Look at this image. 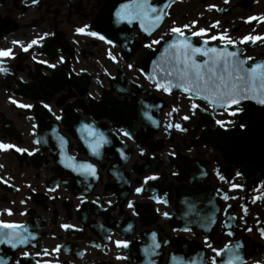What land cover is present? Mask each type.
Here are the masks:
<instances>
[{
    "label": "flooded vegetation",
    "instance_id": "1",
    "mask_svg": "<svg viewBox=\"0 0 264 264\" xmlns=\"http://www.w3.org/2000/svg\"><path fill=\"white\" fill-rule=\"evenodd\" d=\"M110 5L111 0H36L35 3L33 0H0V49H11L13 55H16L14 59L7 58L0 62L7 69L6 72H0V109L5 111L24 133L28 134L31 129L28 120L23 117L27 115L16 113L12 108L15 106L14 103L3 102L2 99L17 100L15 94L18 86L15 80H28L36 72L35 60L39 58L35 56V60L31 59L30 54L37 52L43 57L39 60L57 63L59 67V59L52 61L50 56L42 54L43 48L54 42L58 47H56L57 50L62 48L59 44H66L74 49L72 55L66 54L65 57L71 60L72 68L80 70L76 72L96 71L93 66L95 61L109 64L110 60L106 59L105 51L100 49L103 44L92 40L90 36L77 37L74 31L82 27L89 29L92 21L101 11L109 14L114 10ZM169 15L170 18L152 39L141 44L136 53L127 61H122L123 63L142 64L149 54V48L159 47L162 40L170 37L171 28L175 26V23L179 26L188 25L193 32L201 28L206 30L193 44L196 47L226 49L228 52L236 53L238 57L239 52L233 46L237 45L241 47L242 56L251 62L264 58V40H258V43L253 46V42L246 40L247 45H241L245 36L256 38L264 35V0H185L172 7ZM251 18H256L254 23H247ZM122 27L127 28L125 24ZM184 33L190 34L191 31L186 30ZM212 36L217 39H209ZM221 36L225 38L222 40ZM32 40L39 43L38 50L31 49L30 54H23L20 46H28ZM204 40H211V42L205 44ZM229 40L232 42L230 43ZM13 41L18 43L15 45ZM152 41H159V43L153 44ZM145 45H151V47H145ZM112 52L119 59L121 58L120 51L115 47ZM94 58L95 61H92ZM203 59L206 58L198 57V60ZM1 106L4 107L1 108ZM29 119L35 126V121L30 115ZM24 139L25 143L22 146L32 148V138L28 136ZM0 143L13 146L0 148L1 217L13 224L27 226L28 234H41L43 241L51 248L58 244L66 245L67 249L59 251L57 259L59 264H125L116 260L117 253L114 249L105 254L88 246L87 241L69 238L62 230L61 225L67 223V215L71 211V206L67 202L71 200L65 189H58L54 193L48 192L46 180L49 174L52 175L54 167L45 171L21 164L14 153V147L17 144L1 137ZM33 159L34 157L31 158ZM1 179L9 183L11 187L5 188ZM71 218H73L72 224L79 226L77 218L81 217L73 214ZM167 229L165 234L173 235L171 228ZM110 246L115 248L113 244ZM77 247L84 251L80 259L75 257ZM18 255L10 264H17L20 260Z\"/></svg>",
    "mask_w": 264,
    "mask_h": 264
},
{
    "label": "snow or ice",
    "instance_id": "2",
    "mask_svg": "<svg viewBox=\"0 0 264 264\" xmlns=\"http://www.w3.org/2000/svg\"><path fill=\"white\" fill-rule=\"evenodd\" d=\"M36 0H33L35 3ZM212 7V6H210ZM159 9L148 3V0H132V3L125 4L121 6V11L117 12V16L122 19H139L141 21V26L144 27V22L147 20H159L161 16L157 14ZM156 14V15H153ZM195 23V22H193ZM215 26V25H214ZM87 27V26H85ZM189 27L188 25L184 26ZM146 30V29H145ZM84 29H77V32H83ZM173 33H179V28H173L171 30ZM205 29L201 28L198 32L192 33V35H203ZM89 35L96 36L97 33L90 32ZM47 35V34H45ZM181 35H183L181 33ZM100 39H105L104 36H100ZM225 37L221 36L220 39ZM209 39L215 40L217 37L212 36ZM252 39L251 37L245 36L243 40ZM112 43V41H107ZM231 43L232 41L229 40ZM13 43H18L13 41ZM36 40H32L31 43L24 47L23 51H27L28 47L35 45ZM153 44L159 43V41H152ZM207 41H205V44ZM146 47H151V45H146ZM167 51V50H166ZM13 55L11 49H0V58L11 57ZM205 57L206 59L198 60L197 56ZM63 59V58H61ZM114 59V57H113ZM173 70L166 71V77H168L167 84H163L159 81L156 82V87L162 89L165 92L170 91L171 87L182 88L183 91L189 95H199L204 100H209V102L214 106L228 107L231 105H236L237 107L233 110L232 115L238 112L239 105L242 99H255L258 103L264 104V65L256 64L251 68H245L244 61L236 58V53L228 52L226 49L218 48H201L195 47L187 38H185L180 44H178L173 51ZM42 63H46L42 61ZM55 67V65H51ZM131 67V65H129ZM7 69L0 67V72H6ZM176 79L175 85L172 83V79ZM203 93V95H201ZM211 97V99H209ZM23 107H31V105H23ZM47 108L48 105H45ZM193 109L197 105H192ZM56 119H60L59 116ZM182 119H189L188 116H184ZM217 124L223 125L224 122L217 121ZM168 127H175L178 130H183L179 124H169ZM243 127V125H241ZM125 136H131L129 132H123ZM102 141H97L96 146L100 147ZM12 145H7L0 143V148H10ZM17 151H26L22 149H16ZM123 157V153H120ZM84 176H95L96 170L91 164H80L76 169ZM240 175V173H237ZM155 176L145 177L144 182L147 183L149 180H155ZM233 187H239V185H233ZM137 193L143 191L142 188H136ZM160 202V201H158ZM128 207L132 208L133 203L129 201ZM167 216V213H165ZM65 229H70L73 226L63 225ZM21 226L13 223L0 222V244L9 245L11 248L15 249L19 245L26 244L28 238L20 231ZM187 230V229H185ZM118 246L128 247L129 241H117ZM158 247V245H153ZM227 246L223 250H217L215 248L212 251L215 255L212 257L211 264H218L217 257L221 255V252L226 251ZM144 251L147 253L150 250L145 248ZM30 253L22 252L23 257H28ZM234 259H239V257H229L227 261H221L220 264H233ZM0 264H3L0 260ZM19 264V262H17Z\"/></svg>",
    "mask_w": 264,
    "mask_h": 264
},
{
    "label": "water",
    "instance_id": "3",
    "mask_svg": "<svg viewBox=\"0 0 264 264\" xmlns=\"http://www.w3.org/2000/svg\"><path fill=\"white\" fill-rule=\"evenodd\" d=\"M119 90H122V88H119ZM264 107V106H260ZM117 112L119 115L121 114V118L123 121L130 122V120L136 117H140L141 115H138L140 111L136 113V111H129L128 109H124V106H117ZM131 113H134L135 115H132ZM138 115V116H137ZM74 119H68L66 120V124L70 127L71 131L74 133V135H77V130L75 126L71 123ZM79 139L82 141L83 146L86 150L89 149V143L85 141L83 138L79 137ZM219 142L222 144V148L225 152L232 153L236 156H242L245 158L248 163H251L252 160H255L260 157L262 154V148L260 145L256 144L250 136V131L246 132L245 134H236V135H227L226 133L219 134ZM62 147V145H61ZM254 172H260V168H257ZM194 178H197V175L194 174ZM179 195V198L183 200V198L189 199V204L192 208V212L187 213L185 215L184 213L181 215L182 218H196L200 219L202 217L200 213V210L197 208L194 209L195 205L197 204V200L200 199L204 192L202 191L199 195H192L191 192L181 190ZM194 220V219H192Z\"/></svg>",
    "mask_w": 264,
    "mask_h": 264
}]
</instances>
